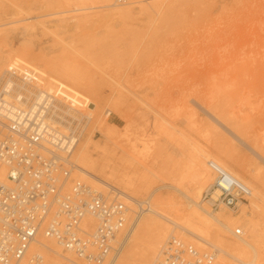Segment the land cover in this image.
<instances>
[{
  "label": "rangeland",
  "instance_id": "obj_1",
  "mask_svg": "<svg viewBox=\"0 0 264 264\" xmlns=\"http://www.w3.org/2000/svg\"><path fill=\"white\" fill-rule=\"evenodd\" d=\"M0 57V91L10 77L7 67L15 65L73 92L59 95L79 104L78 135L95 131L88 140L93 161L101 165L103 153L116 152L119 164L121 148L137 146L140 163L121 176L143 174L138 201L155 194L184 209L175 190L191 186L200 156L219 159L264 193V0H0ZM75 176L72 182L79 181ZM214 178L212 172L201 190V205ZM240 209L224 211L233 217ZM169 213L157 219L168 234L151 264L172 237L200 252L241 244L219 225L202 244L188 233L195 229ZM244 218L228 230L241 229L242 239H250L243 225L253 218L259 257L247 249L236 263L222 255V264H264V207L245 210Z\"/></svg>",
  "mask_w": 264,
  "mask_h": 264
},
{
  "label": "built area",
  "instance_id": "obj_2",
  "mask_svg": "<svg viewBox=\"0 0 264 264\" xmlns=\"http://www.w3.org/2000/svg\"><path fill=\"white\" fill-rule=\"evenodd\" d=\"M55 100L54 96L33 98L20 107L0 95V173L5 170L0 178V264H48L40 252H32L40 237L54 241L78 260L68 264H108V260L112 264L127 242L131 209L111 191L71 181L70 151L76 138L73 130L63 134L50 125L58 123ZM213 169L216 179L204 193V204L216 211L236 209L249 190L224 171ZM136 206L137 216L150 208L148 201ZM88 218L97 222L95 230L85 227ZM156 264L222 263L218 251L209 247L200 252L172 237Z\"/></svg>",
  "mask_w": 264,
  "mask_h": 264
},
{
  "label": "bare ground",
  "instance_id": "obj_3",
  "mask_svg": "<svg viewBox=\"0 0 264 264\" xmlns=\"http://www.w3.org/2000/svg\"><path fill=\"white\" fill-rule=\"evenodd\" d=\"M63 15L65 14L62 13V16ZM20 58L17 57L15 58V60H18L19 62H24ZM3 64H4L3 58L0 57V68L1 66H3ZM7 68L8 70L6 74L10 75V77L9 79L4 78V86L0 91V95L4 94L5 100L11 101V103H14V105L16 102V104L20 107L28 105L33 98H36L37 101H41L51 96L56 97L57 100H55L56 103L53 109V114H54V119L58 123L53 122L50 125L56 126V128L60 130L63 134L66 133L68 130H73V132L75 133L76 142H74L71 145V151H70L71 152L70 159L73 163L72 174L76 173L75 177L79 181L83 182L84 180L89 179L95 185L97 184L99 187H94L91 184L84 181V183L89 185L92 189L95 188L94 190L99 189L98 191L107 190V192L109 191L113 192L119 197V199L123 203H125L131 209V214L128 217L131 230L126 239L127 242L125 241L126 244L124 248L117 255V257H115V259L112 261V264L117 263V261L120 259L124 251L125 254L117 264H151L157 252L159 251L160 246L163 244L168 234V228L162 223H160L159 220H157L159 218L161 220L168 219L165 216V211H170L172 213H175V216L179 217L180 221L188 225L190 228L195 229L197 232L189 231L187 229L186 230L189 231L188 233L193 235L195 238L202 241V244L204 243L203 241H207V238L209 237L208 230L210 231L216 229L215 228L216 225L224 227V229H226L228 233H230L232 236L234 235V238L236 237L238 240H241L240 241L241 244L239 245L237 244L238 246L236 247H231L229 251H225V250L223 251L221 249H217L216 246H211L209 242L208 243L205 242L207 245L209 244L211 246L210 247L211 249L218 251L219 260H223L221 257L223 255V257L227 256L228 258H231V260L234 261L235 263L240 262L239 260L241 258L243 259L248 256L249 250L247 249H251L252 251H254L255 256L257 255V259H258L259 257L258 250L260 249L261 246V236L260 234L258 235L257 222L254 221L253 218L252 219L248 218L245 220L243 227L247 232L251 234L250 239L248 238L242 239L244 235L241 229H237L235 231L230 230L231 232L228 229L230 228L229 225L232 226V224L234 223L237 224L241 220L246 218V217L244 218L245 210H250L254 213L260 212L262 210V208L264 207V193L262 191H257L251 186L249 187L247 183H245L237 174L231 171L227 167V165L223 164L222 161H220L219 159L211 156H202V157L200 156V158L197 160V163L195 165L191 186H189L188 188L186 187L187 189H185L184 191L174 187L176 188V190L175 189L174 190L180 192L179 194L182 195V197L185 198L186 200L187 205L184 209H180L179 205H177L171 199L165 200L160 198L159 196L155 197V194H153L150 196V199L153 201V205H151L150 199L146 200L148 201L150 208L149 209L147 208L146 212L141 213V216L140 215L137 216L136 205L140 201L136 199L137 198L136 194L142 193L144 191L145 179L143 178V174H141L142 178L138 177L136 174L133 176V178H125L121 176L123 175V172H126L127 170L131 171L132 168L134 167L135 162L140 163L139 160L136 159V155L137 156L140 155L137 146L134 145L133 147L128 149L122 147L121 152L123 154L122 156L123 159L121 160L122 162H120L119 164H115L117 157L116 152L115 153L113 152V155H111V157H109L107 152L103 153L101 159H104V162L101 165L98 164L97 162L92 160L91 154L88 150L90 146V143L88 142L89 137L90 138L93 137L95 131L93 132V130H90L88 128L85 131H82L78 135L77 130L81 125L80 123L81 119H79L81 118V116L79 115L78 113L79 111L77 110L79 104L76 101L73 102L71 100H64V98L60 96L65 94H72L73 92L68 91L69 89L67 90L66 89L67 87L60 86L58 83H53L47 79H46L47 83H42L40 79L38 80V78L35 76L34 73L28 70H25L22 73H20L19 72L20 70L18 71L15 65H10ZM51 73L52 72H50V74ZM15 75L17 76L15 77ZM15 83L17 84L15 85ZM60 88L61 90H59ZM4 90L9 94L5 95V93L3 92ZM123 126L126 127V123H123ZM84 142L86 143L83 146L82 144ZM72 155L73 156L75 155L74 161L72 160ZM206 167H208L210 170L207 169ZM213 168L224 171L234 180L238 181V183L246 187L247 190H249L250 192V195L248 197H246L245 199L239 202V205L237 206L236 209H240V208L241 209L236 216L231 217L227 215L226 212L224 211L225 209H228L226 207H220L219 210L216 211L209 209L206 206L207 209L203 210V206H202L204 203L203 198H202V205L201 202H199L201 190L208 183L211 177V173L215 172ZM108 170H110L109 176H107V172H109ZM4 174H5V170L1 169V173H0L1 179H3ZM177 179H181V178L177 176ZM215 179H216V175L213 183L209 187H211L214 184ZM112 182H115L118 185V187L114 186ZM119 186L121 187V189L123 188V190L119 189ZM209 187H207L205 192L208 190ZM126 191L129 192L131 195H129ZM218 195L219 193L215 192L214 198H217ZM247 199L249 201L248 204L245 203ZM203 211L207 215H205ZM168 222L170 221L168 220ZM171 222L174 223L173 221ZM84 224L85 227L88 226L94 230L98 226L97 222L92 218H88ZM176 225L179 226L180 224L178 225V223H176ZM182 229L185 230V228ZM32 252H40L47 259L48 264H68L69 262H78V260L74 256H72L71 253H64L62 251V248L59 247L54 241L46 239L44 237L39 238L37 245L32 247ZM109 262L110 260H108V264ZM253 263H256V258L253 261Z\"/></svg>",
  "mask_w": 264,
  "mask_h": 264
}]
</instances>
